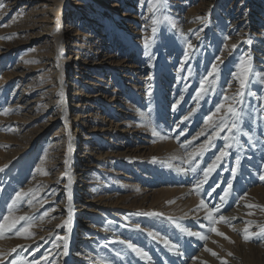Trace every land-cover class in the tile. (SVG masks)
<instances>
[{"label": "rangeland", "instance_id": "374dc122", "mask_svg": "<svg viewBox=\"0 0 264 264\" xmlns=\"http://www.w3.org/2000/svg\"><path fill=\"white\" fill-rule=\"evenodd\" d=\"M262 177L264 0H0V264H264Z\"/></svg>", "mask_w": 264, "mask_h": 264}, {"label": "snow or ice", "instance_id": "6c2138e0", "mask_svg": "<svg viewBox=\"0 0 264 264\" xmlns=\"http://www.w3.org/2000/svg\"><path fill=\"white\" fill-rule=\"evenodd\" d=\"M153 31H155V29H153ZM250 42H251V41H249V43H250ZM189 47H191V45H189ZM233 47H235V45H233ZM241 67H242L243 73L245 74L244 77L240 79L241 88H243V87L245 86L246 73H247L248 69L244 67L243 62L241 63ZM214 71H215V69H214ZM221 107H223V105H221ZM217 111L219 112V111H220V108H217ZM228 111H229L230 113H232L234 117H237V119H234V120L231 122V125H230L231 129H236L237 131H240V128L238 127V117H239V113H237V112L235 111V109H233V108H231V107L228 108ZM211 119H212V118L209 117V120H211ZM221 121H222L221 124H219V125L217 126L218 129H219V131H217L216 135H219V132H220V131H223L225 128L229 127L228 123H227L226 121H224V118H223V117L221 118ZM153 131H154V134H157V135H158V133H155V129H154ZM225 139H231V137H225ZM229 147H231V145H229ZM201 151H202V150H201ZM225 155H226L225 152H221V153H220V156L217 157V160H220V158L223 157V156H225ZM237 163H239V161H237ZM213 167H214V165H213ZM208 171H211V168H210ZM45 174H47V173H45ZM206 178H207V172L205 173V179H206ZM262 179H264V177H262ZM229 187H230V186H229ZM22 195H23V194H20V195L17 197V200L21 199ZM225 196H227V193H225ZM69 199H70V198H69ZM222 199H223V197H222ZM13 204L15 205V204H16V201H13ZM201 204L203 205V201L201 202ZM205 207H206V205H205ZM215 211H219V208H216ZM207 218H208L210 221H212L214 224L217 222V220H216V219L214 218V216L212 215V212H211V211L209 212V215H208ZM3 220L5 221V223L0 224V230H4V229H6V230H8V231H11V230L15 227L16 223H18V222L21 221V220H25V221L30 220V218H29V217H23V216H22V217H18L16 220H13V221H11V222H8V221H9V217L5 216V217L3 218ZM219 220H220V221H223V220H224V217H223V216H220V217H219ZM29 227H31V224H29ZM19 231H20V230H17L18 234H19ZM212 231H216V229L213 228ZM261 232L264 233V228L261 229ZM246 233H247V230H246ZM217 234H218V235H221V236L224 235L223 233H219V232H217ZM189 235H197V236H199L198 233H189ZM200 238H201V239H206V237H203V236H201ZM225 238L227 239V237H225ZM244 238H245V240L249 239V237H248L247 234H245V237H244ZM129 247H131V245H129ZM134 251L140 252L141 255H146V254L142 253L140 249H134ZM209 251H211V250H209ZM212 254H213V255H216V253H214V252H213Z\"/></svg>", "mask_w": 264, "mask_h": 264}, {"label": "bare ground", "instance_id": "6f19581e", "mask_svg": "<svg viewBox=\"0 0 264 264\" xmlns=\"http://www.w3.org/2000/svg\"><path fill=\"white\" fill-rule=\"evenodd\" d=\"M206 26H208V25H206ZM206 29V28H205ZM215 37H218L219 35H220V33L219 32H216V33H214L213 34ZM69 42H70V45H71V41L69 40ZM216 42H217V40L216 39H214V41H213V43L211 42V48H213V49H215L216 48ZM81 49V48H80ZM80 49H75V51H76V55H79L81 52H79L80 51ZM59 55H60V58L62 59L61 61H62V63L60 62V66L62 65L63 67H62V70L60 71V76H61V80H62V78H63V75L65 74V71L67 70L66 68L68 67V65H69V62L66 60V57H65V49L64 50H60V52H59ZM83 65H88L87 64V62H84L83 63ZM58 74V75H59ZM64 84V89H66V84L65 83H63ZM60 85V84H59ZM74 87H75V92L73 93V97L77 100V103L75 104V106L78 108V107H80V103H81V100L79 99L80 97H79V95H80V87L78 86V85H74ZM83 105V104H82ZM81 105V106H82ZM90 106V105H89ZM75 107V108H76ZM83 107V106H82ZM83 136V135H82ZM72 141H73V143L76 141L77 142V139L76 138H74V139H72ZM82 141H84V140H82ZM82 141L79 143L80 145H79V147H81L82 145ZM73 147V149H75L74 148V145L72 146ZM228 223V222H227ZM230 229H232V227L230 228ZM207 262V261H206ZM205 262V263H206ZM204 263V262H203Z\"/></svg>", "mask_w": 264, "mask_h": 264}]
</instances>
